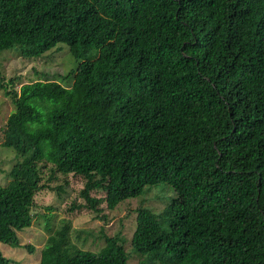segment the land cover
<instances>
[{"label":"trees","instance_id":"16d2710c","mask_svg":"<svg viewBox=\"0 0 264 264\" xmlns=\"http://www.w3.org/2000/svg\"><path fill=\"white\" fill-rule=\"evenodd\" d=\"M61 48L76 66L60 79L2 85L1 144L22 157L0 184V242L19 246L49 167L84 179L71 211L173 188L136 210L138 264H264V0H0V55ZM46 221L25 245L37 264H128L125 236L85 249Z\"/></svg>","mask_w":264,"mask_h":264},{"label":"rangeland","instance_id":"374dc122","mask_svg":"<svg viewBox=\"0 0 264 264\" xmlns=\"http://www.w3.org/2000/svg\"><path fill=\"white\" fill-rule=\"evenodd\" d=\"M75 66L76 60L63 48L51 49L43 56L31 59L17 56L11 50L2 52L0 55V127L4 125L9 113L14 109L2 85H5L8 90H18L24 82L40 78H59V75L67 74ZM40 72L45 75L41 77ZM71 81L72 79L69 78L62 83L69 85ZM1 141L0 138V184H6L9 180V170L22 156L20 157L15 149L2 146ZM42 173L48 188L44 187L35 195L33 212L36 216L29 227L19 230V246L12 247L0 242V250L8 256L10 264H37L38 256L34 252H38L43 246L49 233L45 228L46 220L50 227L54 228L63 218L70 221L71 241L80 248L97 250L104 242V235L119 233L125 236L127 240L125 246L129 254L128 264H138L139 256L130 250L128 244L134 229L136 210L142 206L158 213L167 204L170 196H175L169 184L160 183L146 186L143 194L124 199L113 210L104 209L98 214L86 209L71 211L69 208L72 202L83 203L79 191L84 184V179L80 175L71 173L68 175L55 173L53 179L49 180L51 174L49 167L43 168ZM103 195L102 191L98 192V196ZM27 244L34 245L37 250L29 252L25 246Z\"/></svg>","mask_w":264,"mask_h":264}]
</instances>
